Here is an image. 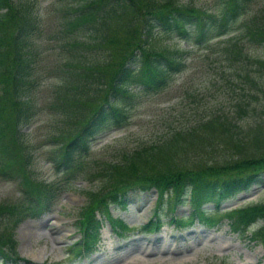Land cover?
Here are the masks:
<instances>
[{"label": "trees", "instance_id": "obj_1", "mask_svg": "<svg viewBox=\"0 0 264 264\" xmlns=\"http://www.w3.org/2000/svg\"><path fill=\"white\" fill-rule=\"evenodd\" d=\"M254 3L215 0L217 10L210 11L180 0H53L55 22L47 28L34 0H0V177L15 181L19 192L14 202H0L5 223L0 264H28L16 252L12 230L23 219L50 211L63 190L84 179L89 187L81 191L85 204L77 219L83 237L67 245V258L94 248L101 221L95 214L110 220L116 234L128 231L121 219L109 218V207L122 208L131 192L150 189L157 194L155 219L143 224V231L159 227L166 202L169 222L178 227L194 220L207 227L226 221L230 231H248L264 249V202L220 209L264 172V59L246 51L264 46V6ZM44 34L58 49L48 65H41L40 51L30 41ZM162 34L205 50L211 38L224 37L218 50L228 75L221 74L243 86L234 94L233 113L168 126L109 158L91 156L94 135L128 124L124 106L132 89L157 93L186 67L189 48L161 46ZM47 72L58 79L47 108L60 127L50 136L46 155L55 179L42 181L34 176L25 129L41 109L34 92ZM245 118L250 126L235 124ZM178 204L189 206L187 216L173 214Z\"/></svg>", "mask_w": 264, "mask_h": 264}, {"label": "rangeland", "instance_id": "obj_2", "mask_svg": "<svg viewBox=\"0 0 264 264\" xmlns=\"http://www.w3.org/2000/svg\"><path fill=\"white\" fill-rule=\"evenodd\" d=\"M34 1L39 8L42 24L51 28V20L55 22V17L49 2L52 4L53 0ZM180 1L210 11L217 10L215 0ZM255 6H264V0H255ZM46 34L41 39H30L32 48L36 52L40 51L41 65L51 63L58 50ZM222 39L223 36L211 38L205 50L193 45L190 40L171 34L160 35L158 43L161 46L189 48L186 67L157 93L148 94L138 88L132 89V95L126 99L124 106L129 115L128 124L94 135L90 140L91 156L109 158L119 150H129L139 143L154 139L165 132L168 126L184 127L193 120L206 118L213 113L231 115L234 94L239 86H243L238 82L228 83L221 74L225 70L228 75L226 62L221 60L218 50ZM246 51L251 56L264 59L262 45L247 47ZM57 80L55 75L44 73L43 80L34 92L41 109L33 123L25 129L34 160V176L42 181L55 179L54 169L46 155L52 147L50 136L58 130L60 122L54 112L47 108V102L51 85ZM250 122V118H245L235 124L244 128L250 126ZM221 153L218 149L214 155ZM16 187L15 181L0 177V202L17 200L19 192ZM87 187L89 183L85 179L72 183L59 194L50 211L38 218L27 217L19 222L12 230L18 256L25 258L28 264H95L97 261L100 264H264V250L258 243L248 239L247 232L232 233L224 222L217 227L207 228L194 221L188 227L178 228L168 221L170 212L166 211V202L162 210L159 209L162 217L160 228L152 233L142 231L141 224L151 218L154 212L155 193L152 191L131 192L123 208L110 209L109 218H121L134 229L118 236L110 227L108 219L97 214L96 218L101 219L99 237L92 253L82 259L64 257V247L79 237L77 218L85 204L81 191ZM257 202H264V173L248 190L223 201L220 208L229 209ZM205 207L209 208L210 205ZM174 213L178 216L187 215L189 207L187 204H178ZM4 225V218H1L0 231ZM130 239L135 241L122 248V244ZM152 250L153 254H150ZM19 263L24 264L23 261Z\"/></svg>", "mask_w": 264, "mask_h": 264}, {"label": "bare ground", "instance_id": "obj_3", "mask_svg": "<svg viewBox=\"0 0 264 264\" xmlns=\"http://www.w3.org/2000/svg\"><path fill=\"white\" fill-rule=\"evenodd\" d=\"M200 233V232H199ZM163 238V237H162ZM194 238V237H193ZM159 239V238H158ZM171 239V238H170ZM185 239V238H184ZM133 241H135L134 239H130V240H128L127 242H125V243H123L122 244V248H126V247H128L130 244H132L133 243ZM168 241V240H167ZM166 243V242H165ZM151 244V243H150ZM162 245V244H161ZM156 246V245H155ZM172 246V245H171ZM171 246H170V250H171ZM182 246V245H181ZM148 249H149V247H147ZM180 248V247H179ZM133 249V248H132ZM144 249V248H143ZM127 251V250H126ZM155 251V250H154ZM175 251V250H174ZM186 251V250H185ZM150 252V251H149ZM152 253H150V254H153V250L151 251ZM142 253V252H141ZM148 254V253H147ZM157 254V253H156ZM144 256H145V253H144ZM119 258V257H118ZM103 261V260H102ZM101 262L99 261H97L95 264H100Z\"/></svg>", "mask_w": 264, "mask_h": 264}]
</instances>
